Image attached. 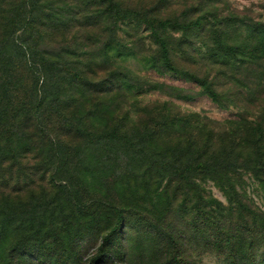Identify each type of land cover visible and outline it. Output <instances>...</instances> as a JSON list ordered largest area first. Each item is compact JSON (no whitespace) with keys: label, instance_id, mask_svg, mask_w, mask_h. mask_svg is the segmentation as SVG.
Returning a JSON list of instances; mask_svg holds the SVG:
<instances>
[{"label":"trees","instance_id":"trees-1","mask_svg":"<svg viewBox=\"0 0 264 264\" xmlns=\"http://www.w3.org/2000/svg\"><path fill=\"white\" fill-rule=\"evenodd\" d=\"M96 2L114 23L132 19L146 25L164 68L181 72L172 63L168 41L157 31L166 30L169 20L123 10L117 0ZM12 12L13 17L0 19V264H29L25 257L32 254L43 264L41 258L59 251L65 257H83L79 244L100 236L97 255L84 261L96 264L119 227L127 223V215L134 218L132 226L147 225L171 245L168 264L183 263L181 256L190 240L184 238L186 231L233 264L258 263L254 252L264 220L243 227L229 223L224 211L233 208L207 196L201 184L214 181L230 204L246 212L235 177L242 175L240 169L255 173L264 189V123L241 117L221 133L193 113L164 115L150 127L143 119L133 129L121 122L107 125L105 114L111 111L105 100L118 81H90L78 69L58 67L27 43L36 28L33 4L19 2ZM201 23L174 22L172 27L187 33ZM217 25L212 22L206 30L214 47L208 58L212 64L226 67L234 65L233 60L248 66L264 59V24L245 25V45H229L228 33ZM181 73L198 83L213 102L222 101L206 77ZM95 93L99 97L92 101ZM85 103L91 104L90 111H82ZM102 103L104 110L96 109ZM177 130L189 136V142L159 149L162 134ZM28 156L34 162L25 176L21 162ZM34 176L46 179L39 186L44 192L32 187ZM49 186L54 193L45 202L41 194ZM52 240L50 246L42 243Z\"/></svg>","mask_w":264,"mask_h":264},{"label":"rangeland","instance_id":"rangeland-1","mask_svg":"<svg viewBox=\"0 0 264 264\" xmlns=\"http://www.w3.org/2000/svg\"><path fill=\"white\" fill-rule=\"evenodd\" d=\"M117 1L123 10L143 13L160 21L169 20L171 24L166 30L157 31L169 43L172 63L181 72L206 77L221 94L222 101L219 104L213 102L198 83L181 72L164 68L158 55V46L152 41L150 29L146 25L135 23L132 19L114 23L111 18L102 15L103 6L96 0H2L0 19L1 15H6L8 19L13 17V6L19 2L33 4L36 28L31 32V42H27L31 48L41 50L62 69H78L90 81L115 78L114 81L119 84L113 87L105 100V108L111 111L109 115L105 114L107 125H120L121 122L126 129H133L136 122L143 119L150 127L152 122L154 125V121L164 115L184 116L193 113L205 117L216 127L215 131L221 133L230 124L239 122L241 117L264 123V59L248 66L240 61L235 65L233 60L231 62L235 66L212 64L208 58L214 47L210 34L206 36L209 24L214 22L218 24L217 29L228 33L229 45L247 44L246 26L264 24V0ZM233 18L237 19L235 26H227V21ZM196 19L202 22L203 28L198 27L186 33L175 31L172 27L174 22L187 24ZM107 46L110 48L107 49ZM81 87L84 88L83 85ZM91 95L92 101L99 97V93ZM74 96L79 98L80 95ZM96 109L104 110L103 103ZM90 110L91 104L85 103L82 111ZM136 130L139 131L138 128ZM162 138V143L157 142V146L164 151L182 147L184 142L190 140L180 130L162 134ZM31 162L34 161L30 156L23 158V175L30 172ZM14 169L16 175L17 167ZM240 170L242 175H238V179L235 177V181L237 191L244 196L242 200L247 209L244 213L237 210L235 203H229L214 181L207 179L201 185L207 196L214 197L226 209L233 208L224 211L226 220L243 227L244 223L250 225L251 221L264 220V189L255 173ZM33 178L36 181L32 187L38 193L44 192L39 186L46 179ZM53 193V188L49 186L41 196L46 202ZM133 219L126 216L127 223L119 227L112 244L96 264H168L172 258L168 253L172 251L171 245L147 225L132 226ZM180 225L185 227V223ZM186 236L190 240L186 241L184 256H181L182 264H233L225 254L218 253L214 248H206L202 240L198 242L190 238V231H186L184 238ZM257 238L259 242L254 252L256 264H264V233L259 231ZM100 242V236L82 241L79 245L83 257H65L59 251L41 259L45 261L43 264H85L84 261L95 258L93 256L97 255ZM42 243L50 246L53 240ZM25 260L29 264H41L35 254L25 257Z\"/></svg>","mask_w":264,"mask_h":264}]
</instances>
